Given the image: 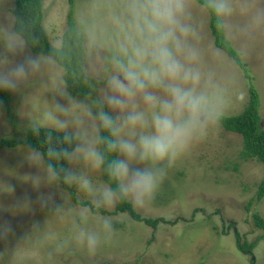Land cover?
Returning a JSON list of instances; mask_svg holds the SVG:
<instances>
[{
    "label": "clouds",
    "instance_id": "1",
    "mask_svg": "<svg viewBox=\"0 0 264 264\" xmlns=\"http://www.w3.org/2000/svg\"><path fill=\"white\" fill-rule=\"evenodd\" d=\"M199 7L241 55L264 31V0H201ZM30 45L39 44L27 20L9 14L0 21V90L35 85V95L43 93L29 127L49 130L47 149L45 155L26 146L25 158L39 170L29 179L37 188L62 184L84 194L87 203L57 245L95 251L116 231L114 216L101 210L120 201L140 209L154 199L168 169L226 115L232 77L214 59L218 50L204 43L191 0H82L60 46L32 54ZM65 58L87 86L83 96L69 92V81L58 75ZM97 171L107 180H94ZM38 199L58 221L73 211L65 191L60 204ZM45 230L34 223L31 233ZM9 231L0 225V237Z\"/></svg>",
    "mask_w": 264,
    "mask_h": 264
},
{
    "label": "rangeland",
    "instance_id": "2",
    "mask_svg": "<svg viewBox=\"0 0 264 264\" xmlns=\"http://www.w3.org/2000/svg\"><path fill=\"white\" fill-rule=\"evenodd\" d=\"M191 2L204 43L218 50L214 59L219 61L220 70L232 77L234 95L227 112L244 109L250 98L246 71L215 45L210 14L197 0ZM81 3L75 0V12ZM43 4L49 40L60 46L71 4L69 0H43ZM14 6L15 0H0V21L14 15ZM27 51L36 54L29 47ZM241 56L260 92L264 120V31L257 33ZM58 75L64 78L63 67ZM36 91L37 86L29 85L12 92L17 127L10 124L0 107V138L26 137L30 111L42 107L43 93L35 95ZM53 98L51 92L44 94L46 100ZM55 99L63 102L60 97ZM26 146L0 149V225L10 226L7 236L0 237V264H264V227L253 217L256 213L264 219V197L255 198L250 209L246 208L264 177V163L244 157L242 135L227 131L220 123L192 144L168 169L154 199L137 209L142 217L160 218L156 227L133 219L127 212L115 213V205L105 214L114 216L116 231L95 251L75 243L57 245L67 236L81 205L62 184L33 186L29 177L39 170L25 158ZM92 175L94 180H104L101 172ZM64 191L73 211L61 222L49 216V208L41 207L38 198L50 197L49 206L60 204ZM75 193L78 200L87 201L76 188ZM24 201L29 207L19 208L18 203ZM34 223L41 230L46 226L45 232L31 233ZM236 232L241 241L254 243L251 251L239 248Z\"/></svg>",
    "mask_w": 264,
    "mask_h": 264
},
{
    "label": "trees",
    "instance_id": "3",
    "mask_svg": "<svg viewBox=\"0 0 264 264\" xmlns=\"http://www.w3.org/2000/svg\"><path fill=\"white\" fill-rule=\"evenodd\" d=\"M201 2V0H197ZM71 8L68 11L67 16V28L63 33L62 42L66 38L70 37L71 29L74 26V3L75 0H69ZM14 16L24 18L27 20L34 34L38 37V44L36 46H29V49L38 53L42 49L47 50L50 46H53L49 40L48 33L44 27L43 21L45 17L43 0H15V6L13 8ZM210 29L214 37V43L217 47L225 51L230 57H232L243 69L246 71L245 75L249 80V92L250 98L247 105L237 114H232V112H226V115L221 120L220 124L227 130L240 133L244 141V149L242 154L246 158H256L264 163V120L261 114V95L255 84L252 82V76L248 72L246 63L242 59L241 54L237 51L232 43H226L216 32L214 20L210 15ZM64 69V79L68 82V91L73 95L83 96L86 91V85H81L79 81L76 80L74 76V60L72 58H65L62 61ZM12 92L0 90V107L4 112L6 119L10 122L13 127H17L18 121L13 112L11 106ZM48 129L40 128L37 133H33L31 128L27 131L26 137L24 139L1 137L0 138V149L3 147H14L19 144L31 145L41 152L45 153L47 149V133ZM53 138L57 135L55 132L52 133ZM55 142V141H54ZM61 165L66 166L64 161L60 162ZM102 177L107 180L106 175L103 173ZM68 189L74 199L76 204H85L87 201H80L76 197L75 188L64 186ZM264 197V177L258 184V188L255 197H252L248 204L247 209H250L255 198ZM106 212V210H101ZM115 213L127 212L131 217L138 221H144L145 223L156 227L160 218H147L142 217L140 212L131 206L127 201H120L116 204L114 209ZM255 222L260 227H264V219L258 215H253ZM237 243L241 250L249 252L252 250L254 243H248L247 241H241V236L236 232Z\"/></svg>",
    "mask_w": 264,
    "mask_h": 264
},
{
    "label": "crops",
    "instance_id": "4",
    "mask_svg": "<svg viewBox=\"0 0 264 264\" xmlns=\"http://www.w3.org/2000/svg\"><path fill=\"white\" fill-rule=\"evenodd\" d=\"M241 109V108H240ZM242 110V109H241ZM241 110H238V111H234V112H232V114H237V113H239V111H241Z\"/></svg>",
    "mask_w": 264,
    "mask_h": 264
},
{
    "label": "water",
    "instance_id": "5",
    "mask_svg": "<svg viewBox=\"0 0 264 264\" xmlns=\"http://www.w3.org/2000/svg\"><path fill=\"white\" fill-rule=\"evenodd\" d=\"M255 259V257H253V260Z\"/></svg>",
    "mask_w": 264,
    "mask_h": 264
}]
</instances>
